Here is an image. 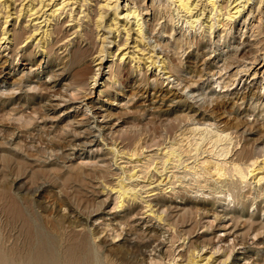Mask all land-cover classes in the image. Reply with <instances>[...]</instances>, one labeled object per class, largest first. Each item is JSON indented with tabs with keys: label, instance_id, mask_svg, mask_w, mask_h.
<instances>
[{
	"label": "bare ground",
	"instance_id": "6f19581e",
	"mask_svg": "<svg viewBox=\"0 0 264 264\" xmlns=\"http://www.w3.org/2000/svg\"><path fill=\"white\" fill-rule=\"evenodd\" d=\"M167 1L172 4H176L175 6L178 10H182L186 12V14H190L191 18L196 17L191 21L185 20L186 24H191V27H194L195 22L200 21V16L205 14L203 13L205 8L210 6L211 9L205 19L207 20L205 22L207 25H204L203 28L204 34H206V38L209 40L217 38V34H219V31L225 26H222L224 21L228 20L231 24V28L234 29V27L237 26V20L243 19V21L241 20V24H244L243 28L246 27L247 30L249 25H251L250 27H253L252 24L248 22V19H254L260 14H264V0H257L255 3L256 7L254 8L250 4L251 0H245L244 2L233 0L230 5L226 6L223 4L217 5L218 2H220L219 0ZM201 1L204 3L206 2L204 9L202 8L204 11L197 15L196 13L193 14V11L201 6L199 5V2ZM100 2L101 1L99 0H0V14H2L1 16L4 18L3 24L5 25L0 34V51L2 50V53L10 51L8 56L5 53V66L3 67L8 68L11 63H16L15 67L25 65L22 62H32L36 59L37 55L40 54L39 57H41V60H38L39 63L36 64L39 69L42 70L41 72L47 69L49 70V72L45 74L46 77L49 78L48 81L41 80L39 77L40 71L38 74L32 73L20 78H14L16 75L11 78H6L5 76L2 77L3 71L0 73V103L2 105L0 113L3 121L5 122L1 132L3 133L2 141L0 142V160L4 163L2 168L3 170L1 169L0 172L3 179L2 181L4 182V185L0 186V206L2 214L5 217V235L3 238L4 242L2 243V248L0 249V264H16L17 261L21 260L25 264H60V257L57 253L58 239L55 236L49 235L45 231L43 225L38 223L37 216L32 212L35 204L41 199H37V202V200L31 198L32 196L30 194L14 192L10 187L11 181L13 185L14 183H18L21 176H24L27 184L32 187L38 183V180L40 179L38 178V175L40 173H46L49 167L56 166L57 168L60 166L61 168L58 169L65 168L66 170L68 169L67 171L69 172L70 170L77 172L76 174L71 172L68 174V178L73 182L72 186H75L73 190L75 191L76 199H78L82 192H86L87 194L90 193L91 196H97L98 198L99 178L103 177L100 176L102 173H99V169H103L99 164H104L108 161L105 157H102L100 162L99 160H93L98 157L97 155L100 150L99 146H102L103 148L110 145V154L113 155L114 160L120 155L126 156V154L129 153L128 150L132 144V139L128 138L129 132L127 130H119L121 125L116 126V124L113 123L116 117L110 110L111 107L115 105L114 103L117 99L116 95L121 96V93L115 94V92H112L115 86L117 84L123 86L125 76H127L125 80H128L126 85L131 84V82H129L131 75L127 68L122 65V62L126 63L128 59L129 64L134 61H138L139 65L136 67V71L140 72L145 70L146 74L151 71V74H154L151 76L154 77L163 74L162 76H165L164 79L169 81L168 84H172V87L180 90L181 97L194 105L193 112H195V115L188 116V120L191 118L192 120H196L197 114L200 112L199 110H201V107L198 108V106L202 98L198 91H196L201 82H191L180 76V73L184 72L185 69H181L174 63L173 59H171L170 48H172L171 45L173 44L166 43L165 38H168L170 42H176L177 37L174 39L173 36L179 35L177 30L179 31L180 25L178 22V24L175 23V25L172 21L173 28L175 27L176 29L172 28L171 33L168 36L166 35L169 30L162 25L160 26L161 12H159L160 9L158 7L161 4L158 5V3H161V0H112L105 4H101ZM77 4V12L72 10L70 16H68L69 19L64 22H60L59 19L67 6ZM233 4L234 6L232 7ZM248 4L249 6L247 7ZM227 8L229 9L227 17H225L226 14H219L223 10H227ZM245 9H248L249 11L246 17L243 16ZM198 11H201V9ZM48 12L49 14H47ZM255 13H257V16ZM262 15H260V19H262ZM42 18H45L44 21H42V23L45 22L43 26L41 25V22H38ZM260 19L258 21H260ZM34 21L38 23L32 24ZM66 23L69 24L68 26H71L69 30L65 28ZM8 24L9 26L6 29ZM202 24L203 23L201 22L200 27H202ZM227 30L228 29H226V27L223 28V31L226 32L225 36H231V39H234L233 35H230L231 32H228ZM178 42L179 41H177V45ZM31 49H34L35 51H30ZM225 61L226 62L224 63L221 71L219 73L217 72L219 75L217 76V80H220L222 85L221 90L219 91L221 94L227 93L230 90L228 85L229 82H226V80L229 78L231 80V77H234L235 79L232 84V95L235 96L240 94L239 89L237 90L239 82H243L241 83L242 87L240 88V90L243 91L250 90V87H253L261 82L263 83L264 52L256 54L250 62H245V65H237L233 67L232 63L227 62V60ZM140 63H143V68ZM194 66L198 67L196 64ZM233 69L237 70L234 74L231 73L232 75H230V72ZM131 70L133 71L134 69L131 68ZM223 71H225L224 74L222 73ZM227 74L228 76L226 77ZM246 75L250 77L249 82L248 80L243 79V76ZM106 76H108L106 81L100 83V81L103 80V77L105 79ZM155 82L158 83V80L156 79ZM140 84L149 85V78L140 80ZM262 87L264 88V85H262ZM94 95L98 96L97 102L93 101ZM243 95L244 94H242V96ZM24 97L29 98L32 102L24 104ZM102 97L103 99H107L103 100ZM242 98L245 99V95ZM99 99H101L100 103ZM34 102H37V105H33L31 113L27 114L24 107L29 106L32 103L34 104ZM107 106L108 108H106ZM216 106L218 107L217 102ZM71 110L75 112L78 110L77 113L79 110L82 111L81 113L79 112L77 117L73 119L72 129L70 133L65 135V137H61L59 139L55 136H50L51 134L48 133L49 139H39L34 136L32 137V141L23 139L24 135L28 133V131L24 129H27L28 126L32 124L34 125L39 122V120H41V123L43 124L53 122V120L60 118L64 113L70 114ZM60 112H62V114H60ZM212 112L213 114L215 113L214 110ZM210 117L212 118L211 115ZM213 118H216V116ZM100 119H102V122H99ZM258 122V120L253 122H248L247 120H237L234 122L230 121V119H220L218 121L219 124L217 122L214 124H206L208 126H214V129H216V131H213V129L210 130L209 128H205L206 131H210L217 136L215 141L212 140L214 145H212L211 148L213 147V149L215 148L214 146H218V144L220 145L222 137H229L231 139L233 134L241 136L244 143L242 142L243 146L241 151L238 152V154H235L236 157L232 160L229 159L230 161H227L228 159L226 160L224 157V159H220L221 161H215V158L214 161H211L210 159H206L204 156H202L204 157L202 160L201 158L199 160L198 157H195L196 162H191V164L194 163L191 166L190 162L186 164L185 162H181L179 158V160L175 162L176 164L177 162H180V164L174 165L173 168H180L182 166L181 168L184 170V176L178 177V174L171 171L173 173L171 178L174 179L172 181L170 179V182L168 181V189L166 188L165 191L160 189L162 191H160L161 193L156 192V189L151 192L144 191L143 193L145 194H143L139 190L138 184H127L125 183L126 180L120 181L116 188H111L116 197L120 199L118 207L122 208L127 206L128 215H126V218L129 220L135 209L134 206L136 204H144L143 208L146 210L145 216L147 214L148 218L153 216L155 219L163 222L162 229L164 230V233H177L180 238H183V241H181L183 242L182 246L177 245L178 249L185 246L184 240H189L187 243V254H179V256L182 257L181 261H185V264H198V260L196 259L201 257L200 253L202 254V251L204 250H210V253L213 254L217 252V249L211 246L210 241L212 239L209 237L212 234L211 230L214 229L212 225L213 221L219 220L220 224L218 227L224 229V231L226 230L228 221L233 224L230 231H233V234H236V236L233 235L235 242L233 249L237 246H243L246 248L251 240V237H253V240H262L264 238V218L262 219V217H264V121L260 123ZM222 124H224L227 129H221ZM166 125L168 127L173 126L171 123ZM189 127L191 128V126ZM174 129L175 127L172 128V130ZM198 129L202 128L198 126V128H196L197 132H199ZM202 132L200 133L201 135L203 134ZM225 132H227V134H224ZM205 133L207 134V132H204L203 136ZM179 134L181 133H178V135ZM190 136L188 139L191 138ZM238 136L237 138L239 139ZM184 137H186V135H184ZM184 137L182 138L183 141L184 139L186 140ZM124 139L129 141L125 143L123 142ZM193 139L197 140L196 138ZM193 139H190L191 143H193ZM109 140L110 143H108ZM200 140L201 139H198L197 142H200ZM208 140L210 139L208 138ZM206 141L207 140L205 138V142ZM36 142H39L40 145H35ZM184 143H186V141H184ZM194 143L191 144V146H193ZM185 145L183 149L186 150ZM200 145L201 144L196 146ZM93 146H97V148H99L96 150L94 149L93 151ZM172 147L174 148L175 146ZM194 147L195 145L193 148ZM193 148H191L192 153L195 152H193ZM169 149L172 148L169 147ZM223 149H225V147H222L221 151ZM60 150H62V152H60ZM78 150L83 151V154L87 151H89V153L92 152L93 159H89L92 161L86 162L82 158L83 154L78 156ZM206 150L208 151L209 149ZM217 150L218 149L214 152H217ZM158 152L160 151L158 150ZM134 153L135 152H133L132 155L136 157V154L134 155ZM167 153H169L167 155L169 158L165 160L164 164L167 162L169 163L170 160L177 157L175 152ZM227 153L228 152H226V154ZM158 154H161V152ZM220 156H222V154H220L218 158H220ZM79 159H82L79 163H71L72 161H77ZM48 160L50 161L48 162ZM238 161H240L241 164H239ZM144 162L146 161H143V163ZM68 163H71V165H67ZM146 164L147 163H145V165ZM157 169L158 168L155 167V171ZM134 171H136V169ZM104 172L105 171H103V173ZM123 173L124 172H122V174ZM137 174L138 173L136 172L131 173L128 180L134 182L137 181L139 176ZM189 174L192 175L193 179L191 181H193V183L195 182V184L185 185L183 179H185V177ZM214 177L218 178L217 181L220 180V186L222 184L223 188H225L224 192L226 194L224 195V198L221 197L223 195L215 196L213 194L214 196L211 199L215 201V203H221L222 201L227 203L228 200L227 204L222 205L230 208V204H234V209L230 208L229 210H224L222 215L214 211V220L204 223L203 221L209 218L210 213V209L207 206L206 195L210 196V194H212L213 190L211 191V184L215 182ZM156 181L159 182V180ZM220 186H218V188H220ZM214 188H217L216 184ZM66 190V187H61V191L68 194L69 191ZM219 190H221V188ZM253 191L256 195L251 199L250 196L253 194ZM219 192L221 193L222 191ZM163 193L166 195L165 198ZM193 193L196 195L195 198L188 197L189 194L193 195ZM40 194L37 196L39 197ZM221 194L224 193L222 192ZM174 198L181 199V201H175L176 199ZM230 198L232 199L229 200ZM76 199L74 205L77 206V211L81 217L85 216L87 217L86 219L89 220V218H92L96 215V213H99V201L97 199H95L94 202L82 200L83 202L80 203ZM250 203H252V210L248 209ZM239 206L240 209L238 208ZM41 207L43 210H47V208L40 205L39 208ZM26 211H28V214ZM113 211L115 210L113 209ZM75 223V221L68 219L63 220L62 223H53V227L61 232V238L63 237V239H65L68 243L63 253V261L65 264H89L93 254L92 242L98 237L99 231L96 227H94V229L87 227L86 229L85 226H82L80 232H77L76 228L81 225H75ZM200 227L205 228V231L201 233V237L195 241H191L190 239ZM14 230L23 235L24 241L22 245L19 244L17 239L14 240V242H11L10 234ZM151 231L152 230H149V233H151ZM149 233H147V235ZM143 234H145L144 231ZM172 245L174 247L176 244ZM170 248L172 247L170 246ZM172 258H170L169 261ZM177 258L179 259V257ZM150 259H148L149 262L151 261L152 264H154V261H152L153 258L152 260ZM229 259L230 255H228V257L223 261L225 262ZM245 259L247 260V258ZM154 260L156 262V259ZM166 260H168V258ZM253 264L260 263L254 262Z\"/></svg>",
	"mask_w": 264,
	"mask_h": 264
},
{
	"label": "rangeland",
	"instance_id": "374dc122",
	"mask_svg": "<svg viewBox=\"0 0 264 264\" xmlns=\"http://www.w3.org/2000/svg\"><path fill=\"white\" fill-rule=\"evenodd\" d=\"M99 1H101L100 2L101 4H105V3H108L112 0H107V1L106 0H99ZM202 1H204V0H202ZM202 1L199 2L200 3L199 5H201V6L198 7L196 10H194L193 14L196 13V15H197V14L202 13V11H204L203 9H204V5H206V2L204 3ZM219 1L220 2H218L217 5L223 4L225 6L230 5L233 2V0H230V1L229 0H219ZM227 1H229V2H227ZM239 1L244 2L245 0H239ZM256 1L257 0H251V2H250V4L252 5L253 8L256 7L255 6ZM162 3H164V4H162ZM159 4H161L162 7ZM158 5H159L158 8L160 9L159 12H161L160 13V22H161L160 26L162 25L163 27H166L167 30H169V32L166 34L167 36L171 33V29L173 28L172 21L174 24L179 23V25H180L179 31L177 30V32H179V35L173 36L174 39H176V37H177L178 40L176 39V42H170L168 40V38H165V39H166V43L173 44V45H171L172 48H170L171 49V52H170L171 59H173L174 63L177 64L181 69H185L184 72L180 73V76L184 77L185 79H187L188 81H191V82L192 81L193 82H199V83L201 82L200 86H198L196 89V91H198V93L201 95V98H202L201 102L198 106V108L201 107V110H199L200 112H198L196 120H192V118L188 120V116L195 115L194 114L195 112H193L194 105L189 103L188 101H186L184 98L181 97L180 90H178L175 87H172V84L171 85L168 84L169 81L164 79L165 76L163 77L162 76L163 74L154 77V76H151V75H154V74H151V71H149L147 74L145 73V70H142L140 72L136 71L135 69L139 65L138 61H134V62L129 64V62H128L129 59H128L126 61V63L122 62V65H124L127 68L128 72L131 75V79H129V82H131V84L126 85L128 80H125L127 78V76H125L123 86H120V84H117L115 86V88L112 90V92H115V94L121 93V96L116 95L117 99H116V102L114 103L115 105L112 106L110 110L113 112V114L116 117V119H114L113 123H115L116 126L121 125L119 127V130H127L129 132L128 138L132 139L131 147L128 150L129 153L126 154V156L120 155L114 160L113 155L110 154V145L105 146L103 148H102V146H99L100 150H99V154L97 155L98 157L94 158V159H93L92 152L89 153V151H87L85 154H83V151H81V150L77 151L78 156L83 154L82 158L86 162L92 161L89 159H93L96 161L99 160V162H100L102 157H105L106 159H108V161L106 163L99 164L100 167L103 168L102 170L99 169V173L100 172L102 173V174H100V176H103V177L99 178V188H98L99 197L97 198V196H91L90 193L87 194L86 192L85 193L82 192L81 195L79 194L80 196L78 195L79 196L78 199H76L75 198V196H76L75 191L73 190L75 188V186H72L73 182H72V180H70L68 178V174L70 172L76 174L77 172L71 171V170L69 172V171H67L68 169L66 170L65 168L58 169V168H61L60 166L57 168H56V166L49 167L48 171L46 173H43V174L40 173L38 175V178H40L38 180V183L32 187H30L27 184L26 178L24 176H21L18 183H14L13 185H12V181H11L10 187L12 188V190L14 192L30 194L32 196L31 198H34L35 200L41 199L39 202L37 200L38 203L35 204L34 210H32V212H33V214H35L37 216L38 223L43 225L45 231L49 235L55 236L58 239L59 242L57 244L58 245L57 246V253L60 257V264H65L62 257H63V253H64L65 248L67 247L68 243L65 241V239H63V237L61 238V235H62L61 232L53 227L54 226L53 223H62L63 220H67V219L75 221L76 222L75 225H81L80 227L76 228L77 232H80V229L82 228V226H85L86 229H87V227L92 228V229H94V227H96L99 231L98 237L92 242L93 254H92V258L90 259L89 264H152V262L151 261L149 262V260H148L150 258H151L150 260H152V258H153L152 261H154V264H163V263L164 264H168V263L175 264L176 262H177L176 264H178V263L179 264H181V263L185 264L186 262L181 261L182 257L179 256V254L180 255L187 254V252H188V249H187L188 244L187 243L189 242V240H186V241L184 240L185 246L180 247L178 249L177 245L182 246L183 242H181V241H183V238H180V236H178L177 233H172V234L170 232L164 233V230L162 229L163 228V222H160L159 220L155 219L153 216H150L149 218H148L147 214L145 216L146 210H145V208H143L144 204H142V205L141 204H136V205L134 204L135 209L132 212L130 219L127 220L126 215H128V211H127L128 208H127V206H124L122 208L118 207L120 204V199H118V197H116L115 193L111 190V188L112 187L116 188L120 181L126 180L125 183H127V184H130V183L131 184H138V188L141 191V193H143L144 191L151 192V191L156 190V189H157L156 192H158V193L161 190L165 191V189L167 187H169V184H167V183L170 182V179H171V181L174 179V178H171L173 173L178 174L177 175L178 177L184 176V170H183V168H181L182 166L180 168H173L174 165L180 164V162H177V164L175 162V161L179 160V158H180L181 162H185L186 164L190 162V166H191L196 162L195 157H198L199 160H200V158L202 160L204 157H206V159H210L211 161H214L215 159H216L215 161H221L220 159H224V158L226 160L228 159L227 161H230L234 157H236L235 154H238V152L241 151V148H242L244 142H243V139L241 138V136H238V134H236V135L233 134L231 139L229 137H227L228 139L225 137H222L220 145L218 144V146L217 145L214 146L215 147L214 149H213V147L211 148V146L214 145L212 143V140L215 141V138H217V136L214 135V133H212L210 131H206L205 128H209L210 130L213 129V131H216V129H214L215 128L214 126H208L206 124H208V123L214 124L216 122L218 123V121L220 119L221 120L230 119V121H234V122L237 120H247L248 122H253L255 120H258L259 121L258 123L264 121V93H263L264 88L262 87V85H264V81H263V83L261 82L255 86H253V87H250V90H244V91L240 90V88L242 87L241 83H243V82H239V86L237 85V90L239 89L240 94L235 96V95H232V93H233L232 84L234 82L233 80H235L234 77H231L232 81L230 80V78L228 80H226V82H229L228 85L230 87V90L224 94H221L219 92L221 90L222 85L220 83V80H217V76H219L218 73L223 68L224 63L226 62L225 60H227V62H229V63H232L233 67L237 66V65H245L247 62H250L256 54H258V53L260 54V53L264 52L263 51L264 50V37H263L264 36V14L263 15L260 14V15H262L261 16L262 19H260L259 14H258L259 16H257V13H255V15L257 16L256 18H254L255 20L251 19V18L248 19V22L250 24H252L253 27H250L251 25H249L247 30H246V27L243 28L244 24H241L243 19L237 20V26L234 27V29L231 28V24L228 20L224 21L222 26H224V25L225 26L223 28L226 27V29H228L227 31L231 32L230 35H233L234 39H231V36H229V37L225 36L226 32H224L223 28H222L219 31V34H217V38L209 40L208 38H206V34H204L203 28H204V25H207V23H205L207 20H205V19H206V16L208 15V13L211 9L210 6L206 7L207 9L205 8V11L203 12L205 14H202L200 16L201 17L200 21L203 23L201 25L202 27H200V24H201L200 21L195 22L194 27H191V24L190 23L186 24V21L187 20L191 21V20L195 19L196 17L191 18L190 14H188V13L186 14V12H184L182 10H181L182 11L181 12L175 6L176 4H172L171 2H169L167 0H161V3H158ZM77 6H78V4L72 5V6H67L65 11L61 15L59 21L64 22L65 20L69 19L68 16H70L72 10L73 11L75 10L74 12H77V9H78ZM233 6H234V4L232 5V7ZM248 6H249V4L247 5V7ZM199 9H201V11H198ZM228 10L229 9L227 8V10H223L219 14L220 15L226 14L225 17H227V15H228L227 13H229ZM165 11H167V12H165ZM197 11H198V13H197ZM0 13H1V7H0ZM247 13H249V11H248V9H245L243 16L246 17ZM47 14H49V12ZM1 15L2 14H0V34L5 27V25L3 24L4 18H2ZM74 15H75V13H74ZM161 15H163V16H161ZM164 15H166V16H164ZM170 16H172V17H170ZM165 17H167V18H165ZM171 18L174 20H172ZM220 18H222V17H220ZM44 19L45 18H42L38 21L39 23L41 22L42 26L45 24V22L42 23V21H44ZM259 19H260V21H258ZM27 20H29V19H27ZM166 20H168V21H166ZM38 22L34 21V22H32V24H35ZM68 25L69 24L66 23L65 28H67L69 30L71 26H68ZM8 26H9V24L6 26V29ZM38 26H40V25H38ZM173 29H176V28L174 27ZM221 32H223V33H221ZM204 36H205V38H204ZM252 36H253V38H252ZM254 37H255V39H254ZM229 38H230V41H229ZM259 38H260V40H259ZM177 41H179V42L181 41V42L180 43L178 42V45H177ZM179 45H181V46H179ZM250 45H252V46H250ZM259 49H262V50H259ZM30 51H35V50L31 49ZM2 52L3 51L1 50L0 51V71H1L0 73H2V71H3L2 77L5 76L6 78H11V77H14L16 75L14 78H20L22 76H26V75L32 74V73L38 74L40 71L39 77L41 78V80H44V81L49 80V78H47L45 75L46 73L49 72V70L47 69V70H44L43 72H41L42 70H40L38 65H37L39 63L38 60H41V57H39L40 54H38L36 59L32 62H30V61H26V63L22 62L25 65H22V66L19 65L18 67H15L16 63L15 64L11 63L8 66V68H4L3 67V66H5L4 61L6 59L5 56L6 55L8 56V53L10 51L4 52V53H2ZM5 53H6V55H5ZM23 53H25V52H23ZM127 64H128V66H127ZM140 64L143 68L144 67L143 63H140ZM195 64L198 67H195L194 66ZM189 67H191V68H189ZM131 68L134 69L133 70L134 72L131 70ZM202 68H204V69H202ZM235 68H237V67H235ZM106 70H108V69H106ZM206 70H208V71H206ZM236 70L237 69H233L230 72V75H232L231 73L234 74V72ZM222 73L224 74L225 71H223ZM249 74H250V71H249ZM227 76H228V74L226 75V77ZM107 77L108 76H106L105 79L103 77V80H101L100 83H102L103 81H106ZM144 78H149V81H150L149 85L140 84V80H142ZM214 78H215V80H214ZM156 79L158 80V83L155 82ZM243 79L248 80V82L250 81V77L247 75L243 76ZM36 80H38V79H36ZM135 83H136V85H135ZM99 90H100V88H99ZM241 92H242V94L245 95V99L242 98L244 95L242 96ZM102 99H103V97H102ZM105 99H107V98H105ZM105 99H103V100H105ZM93 101H95V102L98 101L97 95H94ZM23 102H24V104H26V103L28 104V103H31L32 101L29 98L24 97ZM100 102H101V99H99V103ZM216 102L218 103V107L216 106ZM33 105H37V102H34V104L32 103L29 106L24 107V110L27 114L31 113V111H32L31 108L33 107ZM1 107H2V105L0 103V111H1ZM106 108H108V106ZM194 110H196V109H194ZM213 110L215 112L214 114L212 112ZM77 111L78 110H76V112L71 110L70 114L64 113L66 115H64V114H62V112H60V114H62L60 118L55 119V120H53V122H49L47 124L46 123L43 124V123H41V120H39L40 123L37 122L34 125L32 124V125L28 126L27 129H24V130L28 131V133L24 135L23 139L27 140V141H32L33 136L36 138H39V139H42V138L49 139L48 133L51 134L50 136H55L56 138H59V139L61 137H65V135L67 133H70V131L72 129L73 119L75 117H77L79 112L81 113L82 110H79L78 113H77ZM203 113H205L206 115ZM210 115L212 116V118L210 117ZM215 116H216V118H213ZM217 116H219V117H217ZM99 122H102V119H100ZM4 123L5 122L3 121L2 115L0 113V134H1L0 135V142L2 141V137H3V133H1V132L3 129ZM168 123L173 124V126L168 127L166 125ZM189 126H191V128L194 127L195 128V129L193 128L194 131ZM198 126H200L202 128V129H198L199 132H197V130H196V128H198ZM221 126H222L221 129H224V128L227 129V127H225L224 124H222ZM174 127H175V129L172 130V128H174ZM177 131H178V133H181V134L178 135ZM182 131H183V133H182ZM188 132L191 133L192 135L189 134ZM195 132L197 134L198 133L199 134L197 135ZM201 132L203 134H204V132H207V134L205 133L204 136H208V137H204L203 134L201 135L200 134ZM227 132H225L224 134H227ZM229 132H230V130H229ZM175 133L177 134V136ZM193 133H194V135H193ZM182 134L186 135V137H184V135H182ZM181 135H182V137H181ZM189 136L191 138L188 139ZM214 136H216V137H214ZM237 136L239 137V139L237 138ZM183 137L186 138V140L184 139V141H186V143H184V141L182 140ZM192 137L196 138L197 140L193 139ZM205 138L208 142L207 141L205 142ZM208 138L210 140H208ZM190 139H193L195 141V143H194V141L191 140L194 143L196 149H195V147L193 148L194 145L191 146V144H193V143L190 142ZM198 139H201L200 140L201 143L197 142ZM139 140L140 141L142 140V141L140 142ZM128 141L129 140L124 139L123 142L127 143ZM182 141H183V143H182ZM108 143H110V140L108 141ZM136 143H138V144H136ZM207 143H208V145H207ZM209 143H210V145H209ZM181 144L183 147L181 146ZM199 144H201V145L196 146ZM35 145H40V143L36 142ZM164 145L167 147H165ZM184 145L186 147V150L183 149ZM227 145H229V146H227ZM163 146H164V148H163ZM172 146H175V147L173 148ZM226 146H227V148H226ZM169 147H171L172 149H169ZM203 147H206V148H203ZM222 147H225V149H223L224 151L223 150L221 151ZM98 148H97V146H93L92 149L94 151V149L96 150ZM180 148H181V150H180ZM191 148H193V152L195 151L194 153H192ZM206 149H209L208 150L209 152ZM216 149H218L217 152H214V151H216ZM130 150L132 151V153ZM143 150H144V152H143ZM158 150L161 152V154H158V153H160V152H158ZM60 152H62V150H60ZM133 152H135L134 155L136 154V157L132 155ZM167 152H175L176 153L175 155H177V157H176L177 159L173 157L175 160L174 159L170 160L169 163L167 162L166 164H164L165 160L169 158L167 156L169 153H167ZM183 152H186V153H183ZM219 152H220V154H222V156H220V158H218V156L220 155ZM226 152H228V153L226 154ZM187 153H189V154H187ZM210 155H212V156H210ZM178 156H180V157H178ZM185 156H187V157H185ZM202 156H204V157H202ZM147 157L149 158V160ZM151 157H152V159H151ZM212 157H213V159H212ZM137 158H140L141 160L137 159ZM50 160H48V162ZM81 160L82 159H79L77 161L74 160L71 163L72 164L73 163L74 164L79 163ZM128 160H129V162H128ZM136 160H138V161H136ZM143 161H146V162L143 163ZM155 161H156V164H155ZM161 161H162V163H161ZM131 162H133V163H131ZM191 162H194V163L191 164ZM238 162H239V164H241L240 161H238ZM71 163H68L67 165L70 166ZM114 163H115V165H114ZM145 163H147V164L145 165ZM171 163H173V164H171ZM3 164L4 163L2 162V160H0V172H1V169L3 168ZM152 164H154V165H152ZM120 165H121V167H120ZM138 166H140L141 168ZM136 167H138V168H136ZM155 167L158 168L156 171H155ZM162 167H164V168H162ZM135 169H136V171H134ZM167 170H169V171H167ZM103 171H105V172L103 173ZM122 172H124V173L122 174ZM133 172H136V173H138L137 175H139L138 180L135 182L128 180L129 175ZM159 176H161V177H159ZM164 177L166 180L164 179ZM216 178L217 177H214L215 182H213L211 184V188H212L211 191L213 190L212 194H210V196L206 195L207 196L206 197L207 206L210 209V211H209L210 213H209V218L205 219L203 221L204 223H207L208 221L214 220V218H213L214 217V215H213L214 211L217 213H220L222 215V213H224L223 212L224 210H229L230 208L234 209V207H233L234 204H230V208H228L226 206L224 207V205H222V204H227L228 200H227V203L225 201H222L221 203H215V201H213L211 199L214 195L215 196L216 195L217 196L223 195L221 197L224 198V195L226 194L224 192L225 188H223L222 184L220 186V180L217 181L218 178L217 179ZM192 179H193L192 175L189 174L188 176L185 177V179H183L184 184L185 185L186 184H188V185L189 184L190 185L195 184V182L193 183V181H191ZM2 180L3 179H2V176L0 173V186L4 185V182ZM156 180H159V182H157ZM187 182H189V183H187ZM215 184H216L217 188H218V186H220L221 190H219L220 188H218V189L214 188ZM217 184H218V186H217ZM62 186L66 187V189H67L66 191H69L68 194H66V192L61 191ZM27 189H29V190H27ZM219 191H222L224 194H221L222 192L220 193ZM107 193H109L110 195ZM39 194H40V196L38 197L37 195H39ZM143 194H145V193H143ZM107 195H109V196H107ZM163 195L165 198L166 195L164 193H163ZM255 195H256V193L253 191V194L250 196L251 199L254 198ZM195 196L196 195L194 193H193V195L192 194L188 195V197H191V198H193V197L195 198ZM75 199L79 203L86 201V200L94 202V200L97 199L99 201V213L98 214L96 213V215H94L92 218H89V220H87L86 219L87 217H85V216L81 217L77 211V206L74 205ZM128 199H129V197H128ZM174 199H176L175 201H178V200L181 201V199H177V198H174ZM231 199L232 198H230L229 200H231ZM107 203H108V205H107ZM126 204H127V202H126ZM40 205L47 208V210H43L42 207L39 208ZM57 205H58V207H57ZM263 205H264V203H263ZM238 208L240 209V206ZM113 209L115 211H113ZM142 209L144 212L142 211ZM248 209L252 210V203H250V206ZM26 213L28 214V211H26ZM263 218L264 217H262V219ZM4 219H5V217L2 214L1 206H0V249L2 248V243L4 242L3 238L5 235ZM142 222H145V223H142ZM219 224H220L219 220L213 221L212 225H213L214 229L211 230L212 234L209 236L212 239L210 241L211 246H213V248L217 249V252L215 250L216 253L213 254V253H210V250L202 251V254L200 253L201 257L196 259V260H198V264H253L254 262L264 264V238L262 240H256V239L253 240V237H251V240L249 241L246 248L243 246H237L236 248L233 249L234 244H235L233 237L236 236V234H233V231L230 232L233 224L230 221H228L225 231H224V229H221L220 227H218ZM149 230H152L151 233H149ZM143 231L145 234H143ZM203 231H205V228H201V227L198 228V231L193 235V237L194 236L195 237L194 238L192 237L190 240L195 241L196 239L201 237V233ZM147 233H149V234L147 235ZM170 235L172 238L170 237ZM176 235L178 236V238ZM10 236H11V239H10L11 242H14V240L17 239L19 241L20 245L23 244L24 238H23V235L21 233L19 234L17 231L14 230L13 232H11ZM170 241L173 243H171ZM254 242H256V243H254ZM236 243H237V241H236ZM172 244H176V245L173 247ZM196 245H197V243H196ZM170 246L172 248H170ZM177 250H178V252H177ZM172 252H175V253H172ZM212 254H213V256H212ZM171 255H172V257H174V256L175 257L172 258ZM228 255H230V259L224 262L223 260H225L228 257ZM168 256H170V257H168ZM210 256H212V257L209 258ZM162 257H163V259H162ZM177 257H179V259ZM167 258H168V260H166ZM170 258H172V259L169 261ZM175 258H177L178 260ZM245 258H247V260ZM154 259H156V262ZM163 260H164V262H163ZM161 262H163V263H161ZM16 264H25V263L21 260V261H17Z\"/></svg>",
	"mask_w": 264,
	"mask_h": 264
}]
</instances>
